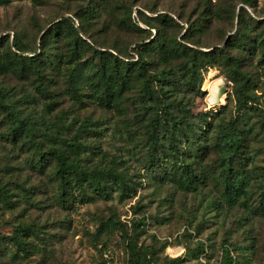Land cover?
I'll use <instances>...</instances> for the list:
<instances>
[{
  "label": "rangeland",
  "instance_id": "1",
  "mask_svg": "<svg viewBox=\"0 0 264 264\" xmlns=\"http://www.w3.org/2000/svg\"><path fill=\"white\" fill-rule=\"evenodd\" d=\"M89 2L94 17L85 22L84 36L103 49L117 48L125 60L137 58L134 46L146 35L139 32L138 26L150 29L153 34H165L166 42H171L181 39L188 27L197 25L200 30H188L189 42H183L207 50L208 46L221 47L230 34L237 35L241 12L256 27L252 34H258L259 40L264 38V0H249V3L244 0H10L0 4V37L8 36L10 46L14 36H18L24 54H35L32 51L38 48L40 36L51 22L63 14L80 12ZM162 14L172 17L176 25L157 20L156 16ZM144 20L155 28H149ZM259 43L254 56L242 53L246 50L240 51L238 42L231 44L229 55L231 61L244 55L241 70L250 72L255 80L257 126L264 120V46ZM55 47L63 55L59 61L58 51L49 48L47 57L41 56L46 72L43 80L48 89L45 94L40 93L37 77L31 72L0 73V88L5 89L10 101L24 115L49 122L60 120L51 128L52 137L45 136V128L41 127L31 141L14 136L9 119L0 116V183L13 195L9 204L0 199V264H101L99 244L107 243L113 252L122 250L121 232L101 233V224L109 217L132 222L138 214L148 216L150 225L145 233L137 229L135 234L139 241L153 243L158 249L157 264L173 258L172 264H221L225 257L223 246L230 249L231 264H264V187L259 178H252L247 202L229 209L218 201L219 191L212 182H206L196 191H187L166 178L169 166L160 172L155 168L149 170L145 163L147 130L134 119L140 89L134 87L121 99V112L103 107L90 94V84L82 83L81 91L74 88L71 72L80 61L67 56L69 39H60ZM93 56V50L87 48L85 58ZM184 59L181 57L171 64L174 79L178 80L173 96L186 103L183 109L213 113L224 106L226 114L213 113L216 121L233 114L236 83L228 68L220 66L203 71V81L193 90L177 71V65ZM157 60L160 65L169 62L163 57ZM217 80H222L226 87L219 104L210 100L212 83ZM84 124L88 125L86 131L80 129ZM253 133L251 167L260 173L264 167V140L255 139L257 132ZM55 136L73 140L80 136L83 166L91 171L118 170L129 179L130 188L122 191L112 186L102 196L88 191L90 196L84 199L76 197L79 191L75 189L61 197L55 159L48 154L44 159L35 156L36 148L46 151L56 144ZM214 158V153L208 155L201 161V167L211 171L215 168ZM197 160L195 167L199 168ZM21 229L29 230V236L22 234ZM152 234H157L160 241L154 240ZM16 235L22 236L27 252L18 250L13 243L12 237ZM167 238H172V243L162 249ZM168 251L178 255L170 256Z\"/></svg>",
  "mask_w": 264,
  "mask_h": 264
},
{
  "label": "trees",
  "instance_id": "2",
  "mask_svg": "<svg viewBox=\"0 0 264 264\" xmlns=\"http://www.w3.org/2000/svg\"><path fill=\"white\" fill-rule=\"evenodd\" d=\"M10 0H0V4ZM249 3V0H244ZM94 9L89 2L81 7V11L75 14H63L58 20L50 23L43 31L39 39V46L33 49L35 54H24L25 48L18 36H14L11 47L8 45V36L0 37V73L12 70L21 73L31 72L36 75L38 89L41 94L47 93L45 66L41 62V56L47 57V49L58 51L59 61L63 55L55 44L62 38L69 39L67 56L72 61H80L71 72V81L76 91L82 90V83L90 84V94L99 105L108 109H116L121 112L119 103L121 99L134 87L140 89L138 104L135 106L134 119L137 123L144 124L147 130V155L146 167L154 168L159 172L169 166L166 178H171L180 188L187 191H196L206 182H212L218 193V201L226 208H231L240 203H245L250 194L252 178L258 179L264 187V167L259 173L251 167L253 144L250 135L253 132L255 139L264 140V120L259 122L256 114L259 111L256 83L250 72L241 70L244 55H238L234 61L230 60L231 44L238 42V48L242 53L255 54L259 44L264 46V38L259 40L258 34L253 35L256 27L250 23V19L243 13L238 14L240 30L221 47L208 46L207 50L194 48L183 41H188V30L197 32L199 26L188 27L181 35V39H172L166 42L165 34H153L150 29L137 27L139 32L146 33L140 43H136L134 51L137 58L126 57L117 48L114 51L103 49L89 37H85V22L94 17ZM157 20L165 25H176L172 17L167 14L156 16ZM130 18V16H129ZM149 28H155L149 21L144 20ZM186 39V40H185ZM7 40V41H6ZM189 42V41H188ZM201 47V45H198ZM206 47V46H202ZM92 49L93 57L85 58L86 49ZM254 56V55H253ZM167 58L169 62L162 64L158 58ZM185 58L177 65V71L182 73L191 89L203 81V71L215 67L226 66L236 83L234 113L228 118L216 121L215 115L226 114L227 109L222 106L218 111L206 110L193 113L183 109L182 100L173 96V88L177 85L174 79L171 64L180 58ZM261 59V58H258ZM172 61V62H171ZM159 62V63H158ZM171 62V63H170ZM170 63V64H169ZM195 93V91H191ZM10 121L11 133L14 136H24L33 140L38 128H45L44 135L51 136V128L59 123L57 118L53 122L46 119H36L31 114L24 115L8 98L5 89L0 88V116ZM85 131L88 125L80 126ZM80 134L83 132L80 131ZM254 134V133H253ZM78 138H61L55 136L56 144L47 148L35 150V156L44 159L46 154L56 161L55 176L61 190V197L71 190L78 189L76 197L84 199L89 192L102 196L107 195L112 186H117L122 191L130 188L129 179L120 171L113 168L91 171L82 164L80 153L82 142ZM61 142V144H57ZM252 149V151H251ZM76 154L78 158L74 157ZM211 153L215 154L213 165L215 168L208 171L201 167L204 159ZM195 158L200 162V167H195ZM41 160L38 161L41 164ZM13 195L10 189L0 183V199L9 204ZM88 200V198H87ZM243 201V202H242ZM247 202V201H246ZM138 213V212H136ZM131 225L128 222L109 217L100 226L101 233L121 232L119 244L128 255V264H157L158 249L155 245L144 244L139 241L135 231L143 229L148 231L150 222L148 216L142 214L134 218ZM22 234L29 236V230L21 229ZM156 241H160L157 234H152ZM13 243L18 250L27 252V246L22 236H13ZM172 243V238L164 239L162 249H166ZM204 246V245H202ZM98 250L103 256L104 251L110 250L107 243L99 244ZM225 253L221 264H231L230 249L223 246ZM203 254L206 251L202 249ZM163 259L161 264H172L174 261ZM104 259L102 258V262Z\"/></svg>",
  "mask_w": 264,
  "mask_h": 264
},
{
  "label": "built area",
  "instance_id": "3",
  "mask_svg": "<svg viewBox=\"0 0 264 264\" xmlns=\"http://www.w3.org/2000/svg\"><path fill=\"white\" fill-rule=\"evenodd\" d=\"M128 224L131 225V223L129 221H128ZM169 239H171V238H169ZM182 251H183V249H182ZM169 253H170L169 254L170 256H174V257H176L178 255V254L173 255V254H171V252H169ZM102 258L104 259V263H101V264H128V262H127L128 255L126 254V252L123 249L118 251V252H113L112 250L104 251Z\"/></svg>",
  "mask_w": 264,
  "mask_h": 264
},
{
  "label": "bare ground",
  "instance_id": "4",
  "mask_svg": "<svg viewBox=\"0 0 264 264\" xmlns=\"http://www.w3.org/2000/svg\"><path fill=\"white\" fill-rule=\"evenodd\" d=\"M212 84L213 85H212V89L210 92V100L217 103V102H219L220 95L222 94L221 88H220V85L222 84V80H217L216 82H214Z\"/></svg>",
  "mask_w": 264,
  "mask_h": 264
},
{
  "label": "water",
  "instance_id": "5",
  "mask_svg": "<svg viewBox=\"0 0 264 264\" xmlns=\"http://www.w3.org/2000/svg\"><path fill=\"white\" fill-rule=\"evenodd\" d=\"M221 93L226 91V87L223 85V83L220 85ZM220 102H217L216 104H219Z\"/></svg>",
  "mask_w": 264,
  "mask_h": 264
}]
</instances>
